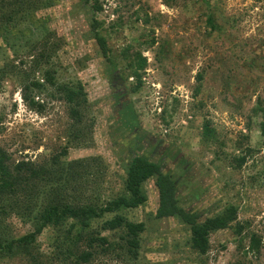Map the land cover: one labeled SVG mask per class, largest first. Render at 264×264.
I'll return each instance as SVG.
<instances>
[{"label":"rangeland","instance_id":"1","mask_svg":"<svg viewBox=\"0 0 264 264\" xmlns=\"http://www.w3.org/2000/svg\"><path fill=\"white\" fill-rule=\"evenodd\" d=\"M86 1H48L32 15L29 26L0 39V63L16 57V65L26 62L22 54L26 42L55 34L62 45L52 62L56 79L84 85L94 121L89 148L69 149L68 159L101 157L107 170L101 198L121 195L129 161L146 157L173 176L182 206L201 220L236 207L247 235L254 232L261 237L260 254L246 255L247 260L264 264V142L258 129L261 112L256 109L258 101L264 104V0H209L214 32L206 24L207 0L204 5L203 0H98L99 13ZM94 20L103 24L107 45L118 60L116 69L100 54L91 31ZM118 20L122 32L115 34L111 27ZM127 48L129 59L140 52L147 61L137 93H133L135 79H126V61H119ZM198 74L203 75V84L195 98ZM35 78L41 80V74ZM35 102L43 105L41 113L23 102L18 83L6 81L0 88V145L17 162L47 160L66 144L70 123L66 106L50 93L37 95ZM204 121L216 132L217 144L211 147L201 143ZM236 143L241 149L235 148ZM247 148L254 152L241 169L228 167ZM144 188L147 203L120 214L145 225L139 258L119 256L117 250L92 264L243 260L247 240L241 245L230 230L212 234L209 252L197 255L190 249L187 227L177 219H155L154 182ZM4 230L7 238L17 239L30 228L10 218ZM103 235L118 241L115 233ZM50 236L46 231L38 240L45 255Z\"/></svg>","mask_w":264,"mask_h":264},{"label":"trees","instance_id":"2","mask_svg":"<svg viewBox=\"0 0 264 264\" xmlns=\"http://www.w3.org/2000/svg\"><path fill=\"white\" fill-rule=\"evenodd\" d=\"M48 1L0 0V39H5L11 30L19 31L29 26L32 15L41 11ZM86 3L91 4L94 13L102 12L98 0H87ZM206 7V24L214 32L215 20L209 0ZM102 26V23L94 20L91 31L103 59L116 69L118 60H115L107 45ZM121 28L120 20L111 27L115 34L121 33ZM60 41L49 32L34 43L26 42L22 54L27 63L22 60L16 65L18 57L6 58L0 63V88L6 81L18 83L23 102L37 113H41L44 107L35 102L36 96L50 93L51 98L66 106L70 122L64 148L47 160L17 162L0 145V264H92L99 257L117 250L119 256L137 260L145 225L131 222L120 214L147 203L144 186L150 181L154 182L158 192L155 219L173 218L187 227L193 252L206 255L210 249L211 235L230 230L241 245L244 240L248 243L245 257L238 264H251L246 255L257 257L260 254L261 237L254 232L247 235L244 224L238 220L237 208L228 206L214 216L201 220L198 214L182 206L177 181L173 176L164 173L158 163L146 157L134 156L129 161L121 195L111 199L101 198L99 190L106 182L107 174L101 157L68 159L69 149L89 148L94 121L89 117L91 104L84 85L81 82L60 83L56 79L52 62L62 47ZM128 53L130 50L127 48L119 61H126V79H135L133 93H137L142 86L141 78L147 61L140 52L129 56L130 59ZM36 74H41L42 83L35 78ZM196 83L195 98L201 91L202 74L196 76ZM258 102L263 106L259 105L256 109L261 112L258 129L264 142V104ZM127 125H131V121ZM201 128V143L207 147L216 145V132L210 123L204 121ZM224 147L221 146V150ZM235 148L241 149L240 144L236 143ZM253 152L247 148L244 156L233 158L235 164H228V167L240 170ZM10 218L29 226V233L17 239L7 238L4 228ZM46 231L51 232L48 255L43 253L38 242ZM103 233L117 234L118 241H112Z\"/></svg>","mask_w":264,"mask_h":264},{"label":"flooded vegetation","instance_id":"3","mask_svg":"<svg viewBox=\"0 0 264 264\" xmlns=\"http://www.w3.org/2000/svg\"><path fill=\"white\" fill-rule=\"evenodd\" d=\"M184 186H186V185H184Z\"/></svg>","mask_w":264,"mask_h":264}]
</instances>
